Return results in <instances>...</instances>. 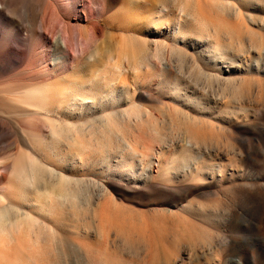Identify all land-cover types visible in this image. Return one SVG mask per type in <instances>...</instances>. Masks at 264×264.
<instances>
[{"label":"rangeland","instance_id":"rangeland-1","mask_svg":"<svg viewBox=\"0 0 264 264\" xmlns=\"http://www.w3.org/2000/svg\"><path fill=\"white\" fill-rule=\"evenodd\" d=\"M14 1L13 12L10 7L0 13V37L28 36L35 9L26 13L24 0ZM204 1L200 0V22L208 21L212 36L214 28L218 30L216 49L208 35L199 36L201 25L193 22L178 36L176 48L182 53L177 54L170 52L175 44L172 23L152 33H136L137 39L132 31L129 37L125 34L134 60L144 64L148 59L143 50H153L161 39L169 45L165 56L147 62L151 69L152 59L162 64L151 81L144 64L139 71L125 62L112 86L106 87L104 81L115 71L112 64L119 60L116 44L121 39L120 31L106 23L95 43L85 41L84 56L72 48L70 69L32 66L39 50L49 52L47 40L35 37L28 47L16 37L5 40L11 42L0 55V164L10 166L31 155L43 168L47 186L60 170L82 174L84 195L92 194L91 181L97 180L112 199L102 198L96 211L88 196H83V210L75 198L65 210L54 209V237L64 234L73 246L72 262L67 264H264V0ZM67 11L71 15L64 20L74 22V10ZM45 15L46 28L62 24L56 18L50 21V13ZM242 43L251 51L243 52ZM68 84L74 92L94 88L88 95L94 93L96 99L77 102L70 111L71 123L80 124L83 135L69 133L68 140L63 137L56 143L49 129L53 115L46 116L51 105H30L21 95L52 87L57 112V88L70 89ZM61 105L58 111L65 106ZM188 137L204 147L188 149ZM75 141L83 143L82 155L76 154L81 148ZM142 152L147 156H134ZM15 180L9 172L5 182L17 184ZM33 183L27 184L33 193L20 211L36 215L29 207L40 203L42 195L33 190ZM60 223L71 231L61 229ZM55 263L53 258L50 264Z\"/></svg>","mask_w":264,"mask_h":264},{"label":"bare ground","instance_id":"bare-ground-1","mask_svg":"<svg viewBox=\"0 0 264 264\" xmlns=\"http://www.w3.org/2000/svg\"><path fill=\"white\" fill-rule=\"evenodd\" d=\"M24 1L26 3H24ZM24 1H23V5L26 4L27 7L26 13L31 11L32 10L31 8L35 9L34 13H32L34 10H32L31 12L32 14H34L32 18L33 21L29 20V18H31L32 16H30L29 15L30 13H28V15L30 16L28 17V20L30 21L28 36L26 37L24 36L23 38L17 33L15 34L11 33L10 37H0V55H2L4 48H6L5 46L11 42L10 41L9 43H6L5 40H13V38L15 39L16 37V39H19L20 41L27 42V47H28L31 43V39H34L35 37H40L42 40H47L50 43L49 46L46 47L49 49V52L44 50H39L34 56L35 60L32 61L31 63L32 66L36 68V65L43 63L44 67L51 64V66H56L58 68L64 67L66 69H70V67H68V64L70 63L69 55L71 56L70 52H72V48L76 49V52L79 53L81 57L84 56L87 52V47L84 45L85 41H87L90 38L91 39V40L89 39L90 42L92 41L95 43L98 40L97 34L103 31V24L106 23L110 29L112 30L117 29L118 32L120 31V36H121V39L116 44V48L117 50H119L118 51L119 60L115 61L112 64V67L115 71L110 73V77L106 78L107 80L104 81L106 87H111L116 77L121 74L120 69H122V66L125 65L123 63L126 62V64L131 65L132 68L137 70H139L140 69L139 67L142 64H144L140 60H139L140 62H138V60H134L135 56L133 57V55L131 54L132 51L130 52V50H132L131 49L132 46L130 43L131 41L130 39L128 40V37L130 36L128 32L130 31L133 32L130 34L131 35L135 34V38L137 39L136 33H141V32L152 33L151 32L152 29H161L162 26H168V24L172 23L174 27L173 42H175V44L170 46V52L171 53L176 52L177 54V52L182 53L181 49L176 48V46L180 45L177 42V38L179 35H184L183 32L184 25L188 24L189 22H193L201 25V28L198 32L199 36H203V37L207 35L211 36V38L208 36L206 38L210 40L214 49H216L218 45L217 44L218 42L216 40L218 39L217 37L218 30L215 29L216 27L213 30L214 32H216V35L212 36L208 34L212 31L210 25L206 23L208 21H206L205 23L200 22L201 19L200 11L203 9V6H201L200 4V0H123V1L122 0H24ZM204 2H210V1L205 0ZM14 3L17 2L14 0H0V13L4 8L11 7L9 9L11 10L12 7H14L13 6ZM16 5L14 9H16ZM23 5L21 4V6ZM117 5L120 6L116 9L115 14L105 17L106 13L112 8L116 7ZM213 6L214 5L212 4L211 7ZM226 6L227 5H225V7ZM226 8L228 11L231 10V6L229 4ZM14 9H12V12ZM20 9L24 11V7L23 8L21 7ZM68 9L74 10L73 11L74 17H71L74 20V22H68L64 20V18H67V15H71V12L67 11ZM208 9H210V7H208ZM14 12H16V10ZM46 12L52 15L50 21L52 20V18H54V20L56 18V21L59 19L62 24H60V26L56 28H51V29L50 27H48L49 29L46 28L45 27L46 25L44 23L45 22L44 15L46 14ZM235 15L241 17L242 13L240 11H236ZM184 16H189L190 19H187V17ZM82 21H84L85 23L82 24L81 23ZM52 23L55 25L54 22ZM53 24H51V27ZM88 33H91L90 37H88ZM127 33H128L127 35L128 37L127 36L125 37V34ZM226 34L231 39L230 35L228 33ZM125 38H127V40H125ZM131 38H134V36L133 37L131 36ZM241 41L242 40H240V42ZM230 42L232 43V41ZM238 42L236 44H238ZM166 46L169 45L166 43L165 39H161V41L157 40V42H155L153 50H150L151 48H148L146 46L147 50H143V53L140 51L142 56L144 55V57L148 59L144 64L146 69V70L144 69L145 75L148 81L154 80L155 78L158 77L156 73L160 72L162 66L160 61L155 62L152 59L151 63L155 66V70L152 71L154 66L151 69L150 68L151 66L149 65L150 62L148 61L154 57L158 59L160 58V56L161 57L165 56L169 51V49ZM221 46H220V51L222 50ZM238 46L239 45H237V47ZM241 46H242V51L245 52L243 43L241 44ZM237 47L235 45V48ZM248 49L249 48H246L245 50L248 52ZM242 51L239 52L242 53ZM20 52L23 56L26 53V50H22ZM221 54L224 55V52ZM180 57L183 58L182 55H180ZM72 58L75 59V56H73ZM139 58H141V56ZM229 67H232V64ZM114 75L116 77H114ZM68 86L70 89H68V87L65 89L57 88L56 94L60 96V103L65 104V106L62 108V111H58V109L62 107L61 104L58 105L57 112L54 110V104L56 103V100L54 99V89L52 87L38 88L21 95L22 100L25 103H29V104L31 103L30 105H32L35 102L38 103L37 106L40 104L41 105V106L39 105L40 107H42V105L45 106L51 105L50 109L46 113V116L50 119L49 116L53 115L51 119V123L49 124V129H50L51 137L52 136L54 137L53 141H55L56 143H60L63 137L67 138L68 140L70 138V136L68 135L69 133L73 134L76 137H80L81 135H83V131L79 128L81 127L80 124L77 125L76 123L75 124L71 123L70 111L77 102H79L81 105H84L83 102L84 99L91 98L92 101L96 99V97H94L95 95L94 93L90 96L88 95L91 93V91H94L93 90L94 88H91L90 92H87L85 86L82 88V91L78 88L75 89L74 92L73 91L74 88L71 90V84H68ZM88 86L92 87V83H89ZM112 93L113 91L110 90L109 94ZM78 96L80 97L79 99H77ZM64 110L66 111V114L63 113ZM128 113H131V109L129 110ZM78 122L80 123L84 121L79 120ZM192 138L190 139L188 137L185 143L186 147L188 149L202 148L203 144H200L199 143L200 141L199 142L192 141ZM42 139L44 142H46L45 140L46 138H44V135H42ZM73 143H69L68 145L72 147ZM75 143H77L79 148H81V149H75L77 151L76 154L82 155L81 150L83 151L82 149L83 143L81 141L80 142L75 141ZM147 148L148 146L146 148L144 147V149ZM205 148H208V146L205 145ZM130 149L133 151L132 148ZM134 156H140L141 158V157H146L147 155H145L144 152H142ZM80 157L81 156H79V158ZM3 164L2 165L0 164V264H50L53 258L57 259L58 264H67L68 262H72L71 258L74 252L73 246L71 245L72 242L70 243L64 234H62L61 238L59 239H56L54 237L55 232H57L56 228L58 225L57 223L58 219L54 215L55 214L54 209L58 210L59 208V210L61 209V211L62 209L65 210V208L69 206V202L73 198H75V201L78 200L79 206H81V209L83 210L84 209L83 200L85 199V197L83 196H88L89 198H91V204H90L91 208L96 211L98 205H101L100 203L101 199L110 197V195L105 192L106 190L104 191L105 185L103 186L101 181L96 180L94 182L93 180L91 181L94 188L92 194L84 195L82 193L81 188L83 187L82 183L85 181V177L83 178L82 174L79 175L76 173L75 175L62 174L63 172L59 169L60 172L57 175H55V177L50 178L51 180L49 182V185L47 186L46 181H48V179H46L45 174L43 173V168L41 166H38V164H36V161L32 158L31 155L29 156L26 155L25 160H21L19 162L14 161L10 166L7 163H5V165ZM9 172L12 175H16L15 181L17 182V184H11L10 181H9L10 184H8L9 182L8 183L5 182V179L7 178V174ZM80 172L82 171L80 170ZM35 180L41 183L37 184ZM29 181L34 182L33 190L35 192H39L42 195V197L39 198V200L41 199L40 203L37 202V204H34L32 207H29L35 209L34 213L36 215H33L32 211L26 210V212H23L24 214L20 211L21 207L24 206L23 203L29 202L30 201L29 198L31 197L30 194L33 193V191H29V188L27 187ZM37 200H38V196H37ZM70 208L72 207L70 206ZM63 215L66 216L65 214ZM61 219H63V217ZM59 225H61V229L63 228L65 230L66 228H68V226L66 227V223H64V225L60 223ZM71 227H73V225H71ZM106 232L104 231L105 234H107ZM70 233L71 232H69V234ZM54 238L56 239L55 240V245L57 247L56 251H55L56 247L54 246L53 243ZM56 242L57 243L59 242V246L57 245ZM88 251L86 254H88Z\"/></svg>","mask_w":264,"mask_h":264}]
</instances>
